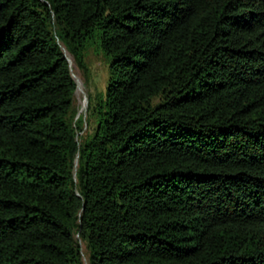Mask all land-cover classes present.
<instances>
[{"label":"trees","instance_id":"1","mask_svg":"<svg viewBox=\"0 0 264 264\" xmlns=\"http://www.w3.org/2000/svg\"><path fill=\"white\" fill-rule=\"evenodd\" d=\"M0 264H264V0H0Z\"/></svg>","mask_w":264,"mask_h":264},{"label":"rangeland","instance_id":"2","mask_svg":"<svg viewBox=\"0 0 264 264\" xmlns=\"http://www.w3.org/2000/svg\"><path fill=\"white\" fill-rule=\"evenodd\" d=\"M84 55L85 62L89 68V73L87 75L82 74L74 63H71V65L78 82L79 92L77 91L78 93L76 95V109L79 116L86 118L87 105L85 99L88 98V96L95 98V96L105 90L110 78L109 70L111 58L105 55L101 49H98L96 45L89 47Z\"/></svg>","mask_w":264,"mask_h":264},{"label":"water","instance_id":"3","mask_svg":"<svg viewBox=\"0 0 264 264\" xmlns=\"http://www.w3.org/2000/svg\"><path fill=\"white\" fill-rule=\"evenodd\" d=\"M69 62H70V59H69ZM70 64H71V62H70ZM72 66V65H71ZM73 77H74V79L76 80V78H75V75L73 74ZM76 83H77V91H78V82H77V80H76ZM85 103H86V105H87V107H88V103H89V100H88V98H86L85 99ZM78 117H79V115H78Z\"/></svg>","mask_w":264,"mask_h":264},{"label":"bare ground","instance_id":"4","mask_svg":"<svg viewBox=\"0 0 264 264\" xmlns=\"http://www.w3.org/2000/svg\"><path fill=\"white\" fill-rule=\"evenodd\" d=\"M69 57V59H70V61H71V63L73 64L74 63V61H73V59L71 58V56H68ZM81 90V89H80ZM79 92V91H78ZM77 92V93H78ZM81 94V93H80ZM85 111V110H84Z\"/></svg>","mask_w":264,"mask_h":264}]
</instances>
